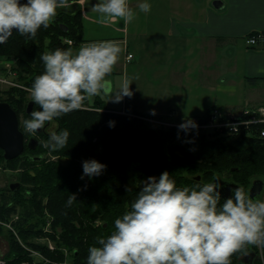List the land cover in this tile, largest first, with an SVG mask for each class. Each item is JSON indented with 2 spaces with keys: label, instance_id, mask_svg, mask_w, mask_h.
Listing matches in <instances>:
<instances>
[{
  "label": "trees",
  "instance_id": "obj_1",
  "mask_svg": "<svg viewBox=\"0 0 264 264\" xmlns=\"http://www.w3.org/2000/svg\"><path fill=\"white\" fill-rule=\"evenodd\" d=\"M82 36L81 11H61L34 38L14 32L6 44L0 45V55L16 59L21 66V82L29 88L44 71L40 58L44 52L74 49ZM66 40L74 44L69 45ZM11 92L4 93L10 96ZM13 96L7 100L0 98V102L9 103L24 120L34 104L29 111L32 100L27 101L22 94ZM210 110L200 117L203 121L207 120ZM147 119H150L147 115L136 111L122 114L107 108L100 98L89 107L87 98L81 108L57 118L56 126L67 128L71 133L66 147L50 152L41 143L48 139V133L41 129L34 135L38 146L32 150L26 144L18 158L5 160L0 149L7 168L17 172L21 181L20 188L11 189L13 195L0 196V224L10 223L19 238L27 242L40 228L34 221L35 216L47 214L52 227L60 231L51 236L58 245L57 250L44 249L46 257L61 264L66 260L62 249L68 248L72 251L73 264H87L89 245L96 244L98 236L106 237L115 230V219L130 209L141 182L149 176L158 177L168 171L175 175L180 187L221 177L244 185L247 191L254 179L264 181V140L257 135L217 136L196 132L200 140L193 143V150L182 137V133L189 132L179 130L178 126H155ZM111 120L116 121L115 127L109 126ZM25 139L30 137L26 135ZM92 158L107 168L98 177L82 179V162ZM69 194L77 195V201L70 207L67 206ZM16 215L19 218L14 221ZM14 239L13 236V243ZM261 247L264 253V241ZM250 252L257 256L254 264L264 263L259 244L247 243L232 255L231 264H242V258ZM8 264H16V259L9 260Z\"/></svg>",
  "mask_w": 264,
  "mask_h": 264
},
{
  "label": "clouds",
  "instance_id": "obj_2",
  "mask_svg": "<svg viewBox=\"0 0 264 264\" xmlns=\"http://www.w3.org/2000/svg\"><path fill=\"white\" fill-rule=\"evenodd\" d=\"M67 2L0 0V45L14 32L36 37ZM136 6L145 13L152 9L151 0H136ZM91 10L99 14L97 22L102 25L121 18L128 24L137 15L130 0H95ZM121 52L116 40L83 42L76 51L44 52L40 57L44 71L28 88L34 107L23 121L25 132L38 135L50 122L48 139L41 143L50 152L57 151L66 147L71 135L69 129L56 126L57 118L81 108L93 96L108 95L114 103L133 96L131 78L126 77L115 90L108 78ZM115 125L116 121H109L110 127ZM178 129L187 133L198 130L199 124L185 117ZM82 167L83 179L102 175L107 165L92 158L85 159ZM141 183L130 209L115 219V230L89 245L87 264H231L232 255L245 244L264 241V188L253 197L240 184L231 188V195L223 196L219 177L180 187L168 171ZM76 201L77 195L69 194L67 206ZM0 264L5 261L0 259Z\"/></svg>",
  "mask_w": 264,
  "mask_h": 264
},
{
  "label": "crops",
  "instance_id": "obj_3",
  "mask_svg": "<svg viewBox=\"0 0 264 264\" xmlns=\"http://www.w3.org/2000/svg\"><path fill=\"white\" fill-rule=\"evenodd\" d=\"M71 1L58 13L80 8L83 36L74 51L87 41L121 44L120 60L108 78L115 89L131 78L134 94L118 109L107 108L185 119L205 115L221 95L235 107L259 105L252 97L264 91V0H151L148 13L130 0L137 11L131 23L121 18L104 25L91 10L95 0ZM255 34L262 43L250 48L246 40Z\"/></svg>",
  "mask_w": 264,
  "mask_h": 264
},
{
  "label": "rangeland",
  "instance_id": "obj_4",
  "mask_svg": "<svg viewBox=\"0 0 264 264\" xmlns=\"http://www.w3.org/2000/svg\"><path fill=\"white\" fill-rule=\"evenodd\" d=\"M74 44V43H73ZM131 50H133V47H131ZM21 66L18 65V62L16 61L15 58L10 57V56H1L0 55V98L3 100H7L9 97L12 98L13 95L15 96H20L21 94L24 95L25 98L28 100H32L31 95L28 91V87L25 86L21 82ZM116 73L112 75V78H114ZM224 78V77H223ZM118 89V88H117ZM21 90L24 91L21 93ZM115 90V88H114ZM5 91H12L10 96H6L4 93ZM259 93V95H258ZM13 96V98L15 97ZM219 97L218 99V107H222L226 110H241L242 109V104L238 105L235 107L234 103H226L223 102L228 99V96H223ZM96 98H100V100L103 101V104L105 107H111V108H116L118 109L121 104L119 103H114L110 100V96L100 94L97 96H93L89 98V107L92 106L95 102ZM253 99L260 101L258 104H264L261 103L262 99H264V91L263 90H258L256 91V94ZM214 102V101H212ZM244 104V103H243ZM256 105V106H259ZM247 106V105H244ZM241 107V108H240ZM128 111L126 112H119L122 114H127ZM152 121L148 120L152 125H160L163 127L165 126V123H174V122H182L181 118L174 117L173 115H167L164 117H150L148 116ZM20 121V130L28 137H32L31 134L25 132L24 127H23V116L20 114L19 117ZM182 137L185 140L186 143L189 144V146L194 150V142L199 141V135L195 131L189 132V134L182 133ZM2 154H0V196L5 194L6 196L8 195H13V192L11 191V185L19 184L18 188L21 187V181L19 178V174L17 172H13L7 168V164L4 161V158H1ZM26 189V188H25ZM21 194V191L19 192ZM27 195L26 193H24ZM24 195V198L26 197ZM21 213V207H20V212ZM38 214L40 212H37ZM40 215V214H39ZM35 216L34 221H36L39 225L40 228L38 230L37 235L31 236L29 240L22 241L19 236L18 232L10 223H1L0 224V259L5 261V264H8L9 260L16 259V264H55L52 259L46 257L44 249H48L50 252H54L57 250V243L51 238V236H54L60 229L55 230L52 227L51 223V217L46 215H40V216ZM18 216L16 215L14 217V221L18 220ZM100 223V222H97ZM57 231V232H56ZM13 236L15 237L14 243L11 241ZM16 241V242H15ZM16 243V244H15ZM259 244V250H260V255L264 261V253L262 250V241L258 243ZM63 252L65 253V261L61 264H73V259H72V251H70L68 248L67 249H62ZM23 255V257H21ZM264 264V263H263Z\"/></svg>",
  "mask_w": 264,
  "mask_h": 264
},
{
  "label": "built area",
  "instance_id": "obj_5",
  "mask_svg": "<svg viewBox=\"0 0 264 264\" xmlns=\"http://www.w3.org/2000/svg\"><path fill=\"white\" fill-rule=\"evenodd\" d=\"M66 42L69 45H73L72 40H66ZM261 43L262 37L257 34L249 36L246 40V44L250 48H257ZM132 59L133 55L129 54L127 57L128 62ZM200 117L192 118L199 124V129H193L192 131L205 132L217 136L246 133L248 135H257L261 140H264V105H247L241 110H226L215 106L211 108L206 121H203ZM147 120L152 121L151 119ZM180 123H165V126H178Z\"/></svg>",
  "mask_w": 264,
  "mask_h": 264
},
{
  "label": "water",
  "instance_id": "obj_6",
  "mask_svg": "<svg viewBox=\"0 0 264 264\" xmlns=\"http://www.w3.org/2000/svg\"><path fill=\"white\" fill-rule=\"evenodd\" d=\"M74 1V0H72ZM71 1V2H72ZM217 7V4L214 3ZM77 9L74 5L71 9H64L63 11L74 13ZM33 101L29 104V111L32 109ZM26 145V139L24 133L20 130V121L17 113L7 102H0V149L4 152L5 160H13L20 157ZM38 146V140L35 137L30 138L28 147L34 150ZM221 183L224 185L223 196L231 195V188L239 185L233 181L225 180L219 177ZM19 184L11 185V189L15 190ZM264 188V181L260 178H256L252 181L248 192L255 197ZM254 252L248 253L242 258V264H254L256 259Z\"/></svg>",
  "mask_w": 264,
  "mask_h": 264
},
{
  "label": "flooded vegetation",
  "instance_id": "obj_7",
  "mask_svg": "<svg viewBox=\"0 0 264 264\" xmlns=\"http://www.w3.org/2000/svg\"><path fill=\"white\" fill-rule=\"evenodd\" d=\"M49 126H50V122H48V124L43 128V129L45 130V132H47V133H48L47 129H48ZM40 130H41V129H40ZM40 130H38V132H39ZM32 137H35V136L32 135ZM32 137H30V138H32ZM29 140H30V139H27V140H26V144H27V145H28Z\"/></svg>",
  "mask_w": 264,
  "mask_h": 264
}]
</instances>
